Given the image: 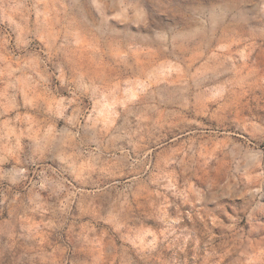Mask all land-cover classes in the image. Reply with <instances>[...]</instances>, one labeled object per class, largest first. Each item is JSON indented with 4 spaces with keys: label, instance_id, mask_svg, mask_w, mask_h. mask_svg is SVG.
I'll list each match as a JSON object with an SVG mask.
<instances>
[{
    "label": "clouds",
    "instance_id": "1",
    "mask_svg": "<svg viewBox=\"0 0 264 264\" xmlns=\"http://www.w3.org/2000/svg\"><path fill=\"white\" fill-rule=\"evenodd\" d=\"M0 264H264V0H0Z\"/></svg>",
    "mask_w": 264,
    "mask_h": 264
}]
</instances>
